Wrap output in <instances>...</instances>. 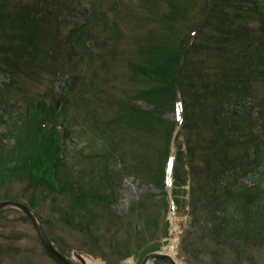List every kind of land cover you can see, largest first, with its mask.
I'll list each match as a JSON object with an SVG mask.
<instances>
[{"label": "rangeland", "instance_id": "374dc122", "mask_svg": "<svg viewBox=\"0 0 264 264\" xmlns=\"http://www.w3.org/2000/svg\"><path fill=\"white\" fill-rule=\"evenodd\" d=\"M237 1L210 0L203 11L192 8L185 21L173 25L170 33L177 36L196 31L180 66V103L173 108L169 100L165 111L146 116L145 108L166 97L151 95L156 83L132 64L147 62L140 47L157 42L167 0H0V132L15 115L26 117L30 105L62 99L67 102L60 110L61 129L70 130L68 157L75 172L86 170L90 178L97 161L87 154L113 144L116 155L130 163L122 178H115L113 209L111 203L73 204L59 188L44 192L29 180L1 191V197L6 190L11 195L2 200L32 203L56 248L75 264H86L85 256L105 264H143L146 254L164 250L172 240L181 264H264V245L223 236L209 190L203 188L207 170L224 167V154L237 164L252 161L248 147L254 139L261 153L256 161L264 162V77L258 59L264 32L260 13ZM38 42L45 45L35 56ZM221 82L231 86L211 90ZM231 96L234 109L243 112L244 100L250 116L246 121L237 115L235 139L220 150L226 124L220 110ZM12 102L10 116L5 109ZM172 158L176 172L171 175ZM159 161L164 189L161 170L154 172ZM122 165L121 160L115 166ZM261 170L243 182L261 184ZM0 264L61 263L44 248L25 211L5 206L0 209ZM148 264L173 263L159 256Z\"/></svg>", "mask_w": 264, "mask_h": 264}, {"label": "trees", "instance_id": "16d2710c", "mask_svg": "<svg viewBox=\"0 0 264 264\" xmlns=\"http://www.w3.org/2000/svg\"><path fill=\"white\" fill-rule=\"evenodd\" d=\"M151 1L160 2V0ZM209 1L167 0V8L160 16V23L163 28L156 36L157 42H148L140 47L147 62L145 64L134 63L132 64L133 69L156 83V85L149 88L151 95L166 97V99L163 98L165 101L161 100L157 106L145 108L144 113L146 116H157V113L165 111V107H168L166 102L169 100L173 108L178 106L179 101L176 99L179 95L180 66L188 49L190 36L196 31L191 29L179 36L170 33V31L175 23L185 21L189 17L192 8L203 11L209 5ZM243 1L248 3H242ZM237 2L242 3L237 4L238 6L244 5L248 9L260 13L262 23L260 28L264 32V0H238ZM97 17H94V20ZM105 25L107 26L108 22ZM86 33V31L83 32L84 35ZM83 34L81 33L82 36ZM90 37L87 40L84 39L83 42H90L92 35ZM37 44L38 50L33 49V51L37 50L35 56H39L45 42H38ZM256 53L259 54L258 51ZM262 54L258 59H262L259 65L263 66L261 71L264 77V53ZM73 83H75V79ZM228 85L231 86V84L225 82L214 83V85H210V88L211 90L220 91V88ZM233 96L229 97V103L225 105L224 110H220V114L223 116L222 119L225 118L226 122L225 127L221 128V143H225V145H220V150L229 147V144H232L235 139L234 122L236 123L235 118L237 115L243 116L246 121L250 116V110L244 100L239 104L243 108V112L240 111L239 107L236 110L234 109V106L230 104L234 102ZM66 102V100L58 99L56 103L52 104L41 101L36 105H30L26 117L15 115L16 117L10 123L9 128L3 129L0 133V193L12 183L29 180L31 184L41 187L44 192L48 189L59 188L58 193L71 197L73 204L85 207L93 202L111 203L110 209H113L114 198L117 195L113 189L115 178L120 180L125 169L129 168L130 163L126 162L123 154L116 155L118 147L113 144L112 146L108 145L109 148L106 151L98 149L94 153L87 154V158L92 157L97 161L95 170L89 171L91 172L90 178L85 174L84 171L86 170L75 172V167H73L68 157L69 146L67 141L71 137L70 130L67 128L61 129L60 110L62 111L63 107L66 106ZM14 105L12 102L5 109L6 112L10 113V116H12L11 107ZM139 106L135 105V107ZM175 128L176 125L166 135L171 137ZM14 129H17V132ZM254 137L257 138L258 135L254 134ZM253 142L248 147L250 148L249 151L252 154L254 153L252 161L246 164H237L229 154H224L221 161V165L224 167L217 169L215 172L207 170L206 176L208 179L203 188L205 192L209 190V198L214 203L212 215L215 220H218L220 229L226 239L241 240L249 246H263L264 182H261V184L255 182L251 186H247L242 180L248 177L250 173H258L261 170V165L264 167L263 161H256L261 154L259 142L255 139ZM98 158H100L99 161ZM121 160L123 165L120 168L116 167L115 165ZM161 163L162 161L158 162L154 172L157 174L158 170H161L160 179L163 180L164 169L163 163ZM138 164H140L139 161L134 162L137 168H139ZM190 164L192 171L195 173L196 168L191 162ZM206 165L205 163V167H207ZM261 174H264V170H261ZM156 177L158 178L157 175ZM99 180H103L107 186L100 187ZM91 183L94 192L90 189ZM97 184L98 186H96ZM86 185H89V187L87 188ZM164 187L163 180L160 183V188L164 189ZM9 196H11L10 192L6 190L3 196H0V200L10 198ZM29 206L32 207V203H29Z\"/></svg>", "mask_w": 264, "mask_h": 264}, {"label": "water", "instance_id": "95a60500", "mask_svg": "<svg viewBox=\"0 0 264 264\" xmlns=\"http://www.w3.org/2000/svg\"><path fill=\"white\" fill-rule=\"evenodd\" d=\"M5 206H16L19 207L21 209H23V211H25V213L29 216V218H31L33 225L35 228H37V231L39 233V237L42 240V243L45 247V249L49 250V252L51 254H53L58 260L60 259L64 264H74V262H72V260L68 259L59 249H57L53 243V241L51 240V238H49L48 234L46 233L45 229L42 227V225L40 224V221L38 220V217H36V215H34L33 211L27 207L25 204L16 201V200H5L0 202V209H2ZM157 256H161V257H170L172 259V257L169 254H164L162 252H153L150 253L146 256L143 264H146L147 261L150 258H156ZM173 264H176V262L172 259Z\"/></svg>", "mask_w": 264, "mask_h": 264}, {"label": "bare ground", "instance_id": "6f19581e", "mask_svg": "<svg viewBox=\"0 0 264 264\" xmlns=\"http://www.w3.org/2000/svg\"><path fill=\"white\" fill-rule=\"evenodd\" d=\"M163 252H165L166 254L167 253L171 254L172 257L176 260V262H179V260L177 259V254H176V246H175V243L173 242V240L170 243V245H168L167 248H165L163 250ZM85 258H86V260H85L86 264H105L102 260H99V259L90 258V257H86V256H85Z\"/></svg>", "mask_w": 264, "mask_h": 264}]
</instances>
